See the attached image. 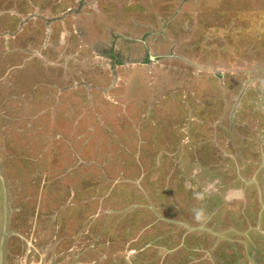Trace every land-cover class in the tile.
<instances>
[{"label": "rangeland", "instance_id": "rangeland-1", "mask_svg": "<svg viewBox=\"0 0 264 264\" xmlns=\"http://www.w3.org/2000/svg\"><path fill=\"white\" fill-rule=\"evenodd\" d=\"M175 1L0 0V264L264 262V0Z\"/></svg>", "mask_w": 264, "mask_h": 264}, {"label": "flooded vegetation", "instance_id": "flooded-vegetation-1", "mask_svg": "<svg viewBox=\"0 0 264 264\" xmlns=\"http://www.w3.org/2000/svg\"><path fill=\"white\" fill-rule=\"evenodd\" d=\"M193 3H191V2H189L187 5H186V7H185V9H182L180 12H181V14H180V16L178 17V21H175V22H173L172 20H171V22H172V24H174V23H176V22H178V24H179V27L181 26V25H183V29H185L186 31H187V33L189 32V29H193V31L195 30V28H193L192 27V25H189V26H186V24H185V20L187 19V17H188V15L190 16V18L192 19V22H197V21H199V19H200V16H201V14L200 13H202V11H200V8H201V4H199V3H196L194 0H191ZM218 1H221V0H216V2H218ZM148 2V1H147ZM174 2H176L175 0H174ZM149 3V2H148ZM147 3V4H148ZM177 3V2H176ZM175 3V4H176ZM214 1H213V3H212V7L214 6ZM219 4V3H218ZM220 5V4H219ZM208 7V9H209V6H207ZM220 7L222 8V6L220 5ZM181 9V8H180ZM179 9V10H180ZM172 12H173V14H174V9H172ZM182 12H185V13H188L187 15H185V19L184 20H182L181 21V15H182ZM198 17V18H197ZM176 18V17H175ZM263 18V22H261L262 24V26H258L256 29H255V31H254V33H256L257 31H260V35H262V33L264 32V17H262ZM112 19H114V18H112ZM158 20L159 19H157V21L156 22H158ZM180 21L182 22L181 24H180ZM107 21H105V23H106ZM108 23V22H107ZM198 23V22H197ZM170 35H171V33H169ZM173 35V34H172ZM185 37H186V40H188V38L189 37H187L186 35H184ZM253 36H255V35H253ZM194 37H195V34H194ZM172 37H170L169 38V40H168V43L167 44H175L173 41H172V39H171ZM172 42H171V41ZM192 40V39H191ZM176 41H177V39H176ZM256 41H258V40H256ZM256 41H254L255 43H256ZM177 44H179V43H177ZM252 48L249 46V49L248 50H251ZM248 52V51H247ZM245 90H246V88H243V89H241L239 92H238V94H242V93H244L245 92ZM240 141L242 142V140L240 139ZM240 141H238L237 140V142L239 143ZM239 144H242V143H239ZM216 188L217 187H215V190H216ZM222 189V188H221ZM225 191V193L224 194H222V190H221V192H220V195H223V198H225V200L226 201H238V200H241V199H244V200H246V197H245V195H246V192H244L242 189H240V190H238L237 188H235L234 187V185L232 186V185H228V186H226V189L224 190ZM241 193V195L239 196V194ZM225 196V197H224ZM39 225V228H38V230H35V235H36V233H38V239L40 240V241H48L47 239H49L50 237H52V236H48V228L51 226V225H53V222H42V223H40V224H38ZM5 228V227H4ZM3 233V236H4V234H5V231L4 232H2ZM20 233V232H19ZM26 241H27V239H26ZM256 244H253V249H252V257H251V261H254V256L256 255V254H258L259 255V257L261 258L262 256H264V245L263 246H260V243H264V238L263 237H260L259 235L257 236V238H256ZM30 245V244H29ZM55 247V246H54ZM56 248H58L57 247V245H56V247H55V249ZM29 252H31L32 253V249H30V251ZM69 253L70 254H72L73 253V248H71L70 249V251H69ZM83 257V256H82ZM75 264V263H74ZM257 264H264V262L261 260L260 262H257Z\"/></svg>", "mask_w": 264, "mask_h": 264}, {"label": "clouds", "instance_id": "clouds-1", "mask_svg": "<svg viewBox=\"0 0 264 264\" xmlns=\"http://www.w3.org/2000/svg\"><path fill=\"white\" fill-rule=\"evenodd\" d=\"M202 211H203V210H197V212H196L197 219L200 218V216H201V214H202Z\"/></svg>", "mask_w": 264, "mask_h": 264}, {"label": "bare ground", "instance_id": "bare-ground-1", "mask_svg": "<svg viewBox=\"0 0 264 264\" xmlns=\"http://www.w3.org/2000/svg\"><path fill=\"white\" fill-rule=\"evenodd\" d=\"M66 158V157H65Z\"/></svg>", "mask_w": 264, "mask_h": 264}]
</instances>
